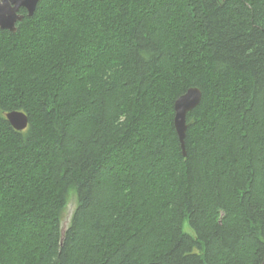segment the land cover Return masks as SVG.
<instances>
[{
  "label": "trees",
  "instance_id": "1",
  "mask_svg": "<svg viewBox=\"0 0 264 264\" xmlns=\"http://www.w3.org/2000/svg\"><path fill=\"white\" fill-rule=\"evenodd\" d=\"M20 12L0 29V264H260L264 0ZM190 87L183 155L174 101Z\"/></svg>",
  "mask_w": 264,
  "mask_h": 264
},
{
  "label": "water",
  "instance_id": "2",
  "mask_svg": "<svg viewBox=\"0 0 264 264\" xmlns=\"http://www.w3.org/2000/svg\"><path fill=\"white\" fill-rule=\"evenodd\" d=\"M39 0H0V29H6L11 32L16 31L17 22L23 19L20 12L24 9L27 15H31ZM201 99V90L197 87H190L174 101L173 123L178 135L183 155L184 137L187 128L186 115L196 107ZM7 121L17 130L24 129L28 124L27 115L22 111H10L5 114ZM260 264H264V253Z\"/></svg>",
  "mask_w": 264,
  "mask_h": 264
},
{
  "label": "rangeland",
  "instance_id": "3",
  "mask_svg": "<svg viewBox=\"0 0 264 264\" xmlns=\"http://www.w3.org/2000/svg\"><path fill=\"white\" fill-rule=\"evenodd\" d=\"M75 206H76V194L73 190H70L68 192L67 202H66L65 207L63 208V212H62V216H61V224L63 226V229L65 226L68 225L69 220L71 218V215L75 209ZM183 229L186 232H192L187 221L184 222Z\"/></svg>",
  "mask_w": 264,
  "mask_h": 264
}]
</instances>
